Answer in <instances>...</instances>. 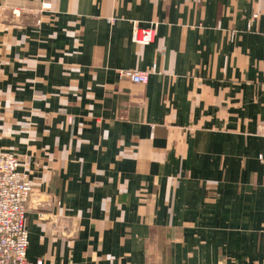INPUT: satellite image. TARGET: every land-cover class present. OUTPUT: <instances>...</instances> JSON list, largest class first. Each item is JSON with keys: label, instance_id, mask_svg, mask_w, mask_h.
I'll return each instance as SVG.
<instances>
[{"label": "crops", "instance_id": "crops-1", "mask_svg": "<svg viewBox=\"0 0 264 264\" xmlns=\"http://www.w3.org/2000/svg\"><path fill=\"white\" fill-rule=\"evenodd\" d=\"M263 29L264 0H0L28 262L264 264Z\"/></svg>", "mask_w": 264, "mask_h": 264}, {"label": "built area", "instance_id": "built-area-1", "mask_svg": "<svg viewBox=\"0 0 264 264\" xmlns=\"http://www.w3.org/2000/svg\"><path fill=\"white\" fill-rule=\"evenodd\" d=\"M42 8L47 9L48 7L42 6ZM156 27L157 22H151L148 27H139L137 22H133L131 41L138 44L152 42L156 34ZM120 72L122 76L128 77L132 82L145 83L148 76L156 72V69L155 66H152L149 70L127 69ZM261 137L264 147V121ZM257 159L264 168V149L257 155ZM19 163V156L16 153L0 149V264H30L26 255L28 231L25 225V216L32 184L28 174L19 170ZM69 219L61 221V216L52 213L48 221L62 233L70 226ZM34 264L43 263L39 259Z\"/></svg>", "mask_w": 264, "mask_h": 264}, {"label": "rangeland", "instance_id": "rangeland-1", "mask_svg": "<svg viewBox=\"0 0 264 264\" xmlns=\"http://www.w3.org/2000/svg\"><path fill=\"white\" fill-rule=\"evenodd\" d=\"M13 15H14V16H15V15H18V13H15V14H13Z\"/></svg>", "mask_w": 264, "mask_h": 264}]
</instances>
